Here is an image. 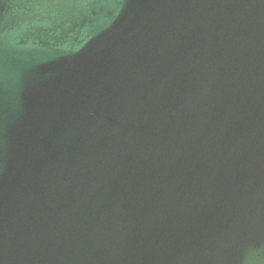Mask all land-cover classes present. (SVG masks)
I'll list each match as a JSON object with an SVG mask.
<instances>
[{"label":"water","instance_id":"1","mask_svg":"<svg viewBox=\"0 0 264 264\" xmlns=\"http://www.w3.org/2000/svg\"><path fill=\"white\" fill-rule=\"evenodd\" d=\"M0 264H264V0H0Z\"/></svg>","mask_w":264,"mask_h":264}]
</instances>
